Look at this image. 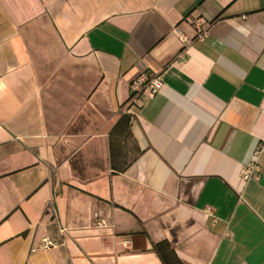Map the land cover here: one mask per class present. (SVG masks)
I'll use <instances>...</instances> for the list:
<instances>
[{
	"label": "crops",
	"instance_id": "crops-1",
	"mask_svg": "<svg viewBox=\"0 0 264 264\" xmlns=\"http://www.w3.org/2000/svg\"><path fill=\"white\" fill-rule=\"evenodd\" d=\"M156 246L264 264V0H0V264H164Z\"/></svg>",
	"mask_w": 264,
	"mask_h": 264
},
{
	"label": "built area",
	"instance_id": "built-area-1",
	"mask_svg": "<svg viewBox=\"0 0 264 264\" xmlns=\"http://www.w3.org/2000/svg\"><path fill=\"white\" fill-rule=\"evenodd\" d=\"M172 32L177 36L178 40L182 44L189 42V38L187 36H185L182 32H180L179 29L173 28ZM203 34H204L203 31H199L198 33H196L195 36L199 37ZM160 86H161V82L159 81L157 76H152V75L151 76H145L142 74L138 75L136 78H134L129 83L130 90L133 93L145 91L147 93V95H149V96H152L160 88ZM261 148H262V146L255 147L253 154H256ZM258 170H259V167L255 163V161H250L244 165L240 174H241L242 179H247L250 177V175H253L254 173L258 172ZM90 218H91L93 224L96 226L103 227V226L108 225L107 219L101 214L100 211H92ZM58 231L60 234H62L65 232V228L59 227ZM56 244L57 243L55 241H52V240L47 239V238H43L40 241V243L37 245V247L46 248V247H52Z\"/></svg>",
	"mask_w": 264,
	"mask_h": 264
},
{
	"label": "trees",
	"instance_id": "trees-1",
	"mask_svg": "<svg viewBox=\"0 0 264 264\" xmlns=\"http://www.w3.org/2000/svg\"><path fill=\"white\" fill-rule=\"evenodd\" d=\"M152 250H153L154 252H156V253L160 256V258L162 259V261L164 262V264H169V260H168V258H167V255H166L165 253H162V252L158 249L157 246H156V247H152ZM172 261H173V263H175L174 261H176V260L173 259Z\"/></svg>",
	"mask_w": 264,
	"mask_h": 264
}]
</instances>
